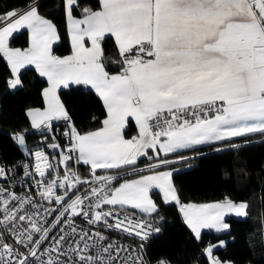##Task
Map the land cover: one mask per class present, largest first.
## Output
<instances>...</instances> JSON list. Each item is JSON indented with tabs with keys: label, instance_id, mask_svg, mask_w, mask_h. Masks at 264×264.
<instances>
[{
	"label": "snow or ice",
	"instance_id": "obj_1",
	"mask_svg": "<svg viewBox=\"0 0 264 264\" xmlns=\"http://www.w3.org/2000/svg\"><path fill=\"white\" fill-rule=\"evenodd\" d=\"M78 7V0H63L72 46V54L64 57L52 52L59 40L57 28L40 14L38 4L0 12V54L11 69L8 88L22 87L21 69L34 66L47 78L48 87L42 92L43 109L27 110L31 127L51 131L52 121L63 120L68 138L58 160L64 167L61 176L43 150L29 152L24 133L12 135L36 160L32 170L23 163V177L34 170L41 178L35 181L41 200L59 207L44 208L31 195L18 196L0 186V226L12 240L0 236V264H151L144 258L143 242L161 229L143 218L134 220L135 213L129 215L127 209L153 216L159 211L150 194L154 189L163 203L179 206L197 241L203 229L229 231L225 217H246V201L224 196L212 203H181L172 178L178 171L174 165L202 154L187 156L184 150L210 146L220 152L239 148L231 142L235 138L264 135V0H98L96 9L84 6L77 18ZM22 29L28 32L29 46L10 47V37ZM106 35L114 38L121 57L115 74L102 61ZM72 84L89 87L102 101V127L80 133L74 126L57 94ZM129 118L135 121L137 135L125 139ZM52 139L48 147L61 148L55 136ZM141 157L151 162L137 167ZM73 159L89 166L90 180L69 166ZM98 170L116 174L99 175ZM127 170L137 178L122 176ZM10 171L0 165V179L7 180ZM83 185L90 188L81 195ZM49 216L54 219L48 221ZM79 218L142 242L138 247L117 240L105 244L108 237L80 227ZM57 228L59 236L49 242ZM225 246L226 241L218 240L203 249L208 264H234L214 255Z\"/></svg>",
	"mask_w": 264,
	"mask_h": 264
},
{
	"label": "trees",
	"instance_id": "obj_2",
	"mask_svg": "<svg viewBox=\"0 0 264 264\" xmlns=\"http://www.w3.org/2000/svg\"><path fill=\"white\" fill-rule=\"evenodd\" d=\"M78 2L80 7L74 9V16L77 17L84 6H91L93 9L98 7V0ZM31 3L38 4L40 14L52 20L57 28L59 40L52 46L53 54H69L71 46L63 0H0V12L19 10ZM27 45L26 30H20L10 37V47L25 48ZM101 47L106 70L110 74L119 72L121 57L114 38L106 35ZM9 78V70L0 54V162L5 164L13 163L22 156L17 143L12 139L14 133H24L26 145L32 146L49 141L53 136L62 141L61 134L67 125L65 121H54L51 123V131L32 130L26 109L42 106V88L46 85V80L31 67L20 71L22 87L8 89ZM58 95L80 133L96 129L102 124L106 111L102 101L89 87L70 85L69 88H61ZM123 134L126 137L137 135L131 120ZM245 140L249 142L244 143ZM231 142L241 146L236 149L225 147L220 152L213 151L210 146L184 150V155L187 156L196 152L202 154L174 165L178 171H174L173 184L178 190L181 202L201 203L228 196L235 202L246 201L249 205L248 215L227 216L229 231L216 233L203 230L201 240L197 241L184 224L178 206L174 202L163 203L158 192L154 190L152 196L159 205V211L151 217L158 219L161 231L145 245L149 258L163 257L176 264H208L206 256L202 254L204 246L223 239L226 246L214 250V254L221 260H231L234 264H264V135L252 134L235 138ZM223 143L226 145L230 142ZM149 154L151 155V151ZM150 162L147 157H141L137 167L143 168ZM78 169L81 175H86L89 171V167L82 164ZM122 176H131L130 170ZM128 210L138 212L134 209Z\"/></svg>",
	"mask_w": 264,
	"mask_h": 264
},
{
	"label": "built area",
	"instance_id": "obj_3",
	"mask_svg": "<svg viewBox=\"0 0 264 264\" xmlns=\"http://www.w3.org/2000/svg\"><path fill=\"white\" fill-rule=\"evenodd\" d=\"M66 130H67V125L61 134L62 141H58L55 139V143H58L61 146V148H58V149L49 148L48 144L52 143V142H49V143H44V144L40 143V144L35 145L29 149L30 153H34L36 150H43L45 152V154L49 157V159L51 160L53 165H55V171H58L61 176L64 173V167L58 164V160H59L61 149H65L68 146V138L64 135V132ZM53 157H55V159H52ZM23 163H28L30 165V170H32L31 166H34L36 163L34 155H31L29 153H25V154H22V156L13 163L5 164V163L0 162V165H3L7 169H11V171L8 173V179L7 180L0 179V186L8 188L10 191L14 192L18 196L31 195L33 197L34 201H36L38 204H42L44 206V208L59 207L58 205H55V204H49L48 201L41 200L40 196L38 195L39 190L35 187V181L40 180L41 178L34 173V170H33L32 176L23 177V167H22ZM79 165L80 164H77L74 159L69 163V166L71 168L75 169L79 173V175L81 176L82 179H89L90 180L91 179L90 171H88V173L86 175H81L80 171L78 169ZM124 173L125 172H122L121 175H123ZM98 174L99 175H106V174H112V173H105V172L98 171ZM113 175H115V174H113ZM50 178H51L50 175H46V177H45V179H50ZM89 188H90L89 185H83L80 189V194L83 195V193L86 190H88ZM56 191H57V194H61V195L63 194V190H61V189H57ZM25 207L28 211H32L31 205H26ZM42 210L43 209H41V211ZM105 210H107V206H106ZM132 213H135V215L132 216V218L134 220L143 218L145 221H147L149 223H154L155 226L160 227L158 219L151 217V216H145L142 213L134 212V211L127 209V214L131 215ZM121 218H123V217H121ZM52 219H54L53 216L48 217V221H51ZM82 220H83V218L77 219V221H76L77 225H79L80 227H83L85 230H88L90 233L92 231H100V232L104 233L108 237V239L106 241H104L105 244L110 243L112 240H117L120 244L124 245L125 247H128V246H137L138 247L142 242L135 235H128L122 231L106 230L100 224H97L95 226H90L86 222H82ZM109 222H111V220ZM41 223H44V221H41ZM45 226H48V225L45 223ZM59 234H60L59 228L53 230L52 233L50 234L49 238H48V241L49 242L51 241L52 236H59ZM157 234L158 233H153L146 241L143 242L144 243V258L146 261H151V264H157V262L160 260L170 261L169 259L163 258V257L151 259L148 257V255L145 251V245L148 242V240ZM0 236H3L5 239L8 240V242H12L11 235L8 232H6L2 226H0ZM48 246H49V243L46 242L44 244V247H48ZM170 264H176V263L170 261ZM194 264H196V263H194Z\"/></svg>",
	"mask_w": 264,
	"mask_h": 264
},
{
	"label": "crops",
	"instance_id": "obj_4",
	"mask_svg": "<svg viewBox=\"0 0 264 264\" xmlns=\"http://www.w3.org/2000/svg\"><path fill=\"white\" fill-rule=\"evenodd\" d=\"M28 6V5H27ZM27 6H25L24 8H21V9H19V10H22V9H26V7ZM77 17V16H76ZM77 18H79V17H77ZM66 25H67V21H66ZM22 30H26V29H22ZM68 30V29H67ZM27 31V30H26ZM16 33V32H15ZM28 33V32H27ZM69 35V34H68ZM69 40H70V46H71V39H70V37H69ZM58 41V40H57ZM56 41V42H57ZM55 42V43H56ZM54 43V44H55ZM53 44V45H54ZM29 46V39H28V45H27V47ZM85 46L86 47H90L91 45H90V43L89 42H87L86 41V44H85ZM27 47H25V48H20V49H26ZM13 48H19V47H13ZM72 54V46H71V52L69 53V54H67V55H63V56H60V57H64V56H68V55H71ZM1 56H2V58H3V60L5 61V63H6V65H7V68H8V70H9V73H10V77H11V69H10V66L8 65V63H7V60L3 57V55L1 54ZM27 67H31V68H34L35 69V67L34 66H32V65H28V66H25V68H27ZM24 69V68H23ZM36 71V70H35ZM36 73L39 75V73L36 71ZM115 74V73H114ZM40 76V75H39ZM41 77V76H40ZM42 78H44L45 80H46V85L42 88V92H43V89L44 88H46V87H48V83H47V78L46 77H42ZM72 85H75V84H72ZM7 88H8V84H7ZM8 89H10V88H8ZM10 90H12V89H10ZM60 89H58L57 90V94H58V91H59ZM94 91V90H93ZM95 93V92H94ZM96 94V93H95ZM42 99H43V96H42ZM43 107H44V99H43V104H42V106L41 107H30V108H40V109H43ZM30 108H28V109H30ZM28 109H26V113H27V110ZM26 116H27V114H26ZM106 117V114H105V116H104V118ZM27 118H28V120H29V123H30V126H31V122H30V118L27 116ZM103 118V119H104ZM103 119H102V121H103ZM132 121L133 123H134V125H135V121L134 120H132L131 118H129V121ZM54 121H63V120H54ZM54 121H52V122H54ZM51 122V123H52ZM128 125V124H127ZM127 125H126V127H127ZM100 127H102V124L98 127V128H100ZM125 127V128H126ZM135 127H136V125H135ZM98 128H96V129H98ZM31 129L32 130H34V131H41V130H38V129H33L32 127H31ZM96 129H93V130H90V131H94V130H96ZM136 130H137V127H136ZM44 131H48V130H44ZM88 132V131H87ZM123 132H124V130H123ZM83 133H85V132H83ZM124 135V134H123ZM125 137V139H130L131 137H126V136H124ZM49 142H53V139H51V140H49V141H43V142H41L42 144H44V143H49ZM38 144H40V143H37V144H35V145H38ZM35 145H32V146H27L26 145V148L29 150L31 147H33V146H35ZM17 146L19 147V150L21 151V153L22 154H25L26 152H24V151H22L21 150V148H20V146L17 144ZM80 164H82V163H80ZM82 165H84V164H82ZM87 166V165H86ZM89 167V166H88ZM98 171H100V172H105V173H114V171L115 170H107V171H104V170H98ZM111 171V172H110ZM129 209H131V208H129ZM135 210V209H134ZM136 211H138V210H136ZM139 212V211H138Z\"/></svg>",
	"mask_w": 264,
	"mask_h": 264
},
{
	"label": "rangeland",
	"instance_id": "obj_5",
	"mask_svg": "<svg viewBox=\"0 0 264 264\" xmlns=\"http://www.w3.org/2000/svg\"><path fill=\"white\" fill-rule=\"evenodd\" d=\"M20 148H21V150L22 151H24V149L20 146ZM25 152V151H24ZM112 174H116V171H114V173H112ZM144 174H147V173H144ZM125 178H127V179H135V178H137V177H135V176H133V175H131V176H128V177H125ZM119 182H123V180L121 179V180H119V181H117V182H114V186H116ZM154 190H156L157 192H158V194L160 195V197L162 198V195L159 193V190L158 189H154ZM154 190H152V191H154ZM151 194V196H152V192L150 193ZM152 198H153V196H152ZM154 199V198H153ZM155 201V200H154ZM215 201H218V200H212V201H206V202H201V203H212V202H215ZM239 202H241V201H239ZM175 203V202H174ZM181 203H195V202H181ZM196 204H200V203H196ZM178 206V205H177ZM178 210H179V206H178ZM179 213H180V216L182 217V219H183V216H182V213L179 211ZM230 215H232V216H234V217H237V216H235L234 214H230ZM227 216H229V215H227ZM226 216V217H227ZM226 217H225V221H226ZM227 222V221H226ZM228 223V222H227ZM203 230H206V231H212V232H215L214 230H210V229H203ZM202 230V231H203ZM221 240H223V239H221ZM225 241V240H224ZM217 242V241H216ZM216 242H212V243H216ZM209 243H207L205 246H204V248L208 245ZM203 248V249H204ZM215 255V254H214ZM206 256V255H205ZM216 256V255H215ZM207 258V257H206ZM223 261H231V260H223Z\"/></svg>",
	"mask_w": 264,
	"mask_h": 264
}]
</instances>
